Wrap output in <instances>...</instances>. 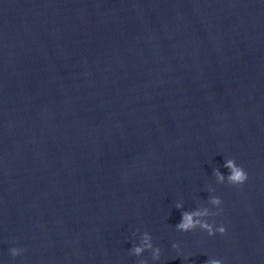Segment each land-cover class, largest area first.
<instances>
[{"label":"water","instance_id":"obj_1","mask_svg":"<svg viewBox=\"0 0 264 264\" xmlns=\"http://www.w3.org/2000/svg\"><path fill=\"white\" fill-rule=\"evenodd\" d=\"M209 258L264 264V0H0V264Z\"/></svg>","mask_w":264,"mask_h":264},{"label":"clouds","instance_id":"obj_2","mask_svg":"<svg viewBox=\"0 0 264 264\" xmlns=\"http://www.w3.org/2000/svg\"><path fill=\"white\" fill-rule=\"evenodd\" d=\"M225 167L230 169V175H228L227 180L230 185H242L248 178L246 171L239 165L236 164V162L233 159L227 160ZM215 175L219 181H223L224 177L220 175V173L217 171L215 172ZM210 203L215 207L219 206L221 204V200L219 197H211ZM176 208H180V204L175 205ZM215 215V213H210L208 209L201 210H193V211H184L181 213V221L175 225L176 229L181 232H189L196 228H199L203 231H206L209 236L214 235L216 232L220 234H224L225 228L223 226L216 227L214 229L213 224H210L207 222L206 219H194V217H209ZM151 236L148 233H145L144 240L146 242L150 241ZM147 248H151V243H145L144 245ZM173 248H176L177 245L173 244ZM144 248L142 247H136L134 249V252L136 255H139ZM15 254V252H14ZM160 257V249L156 248L154 251V259H159ZM206 264H222V261L220 259L216 258H209L206 261Z\"/></svg>","mask_w":264,"mask_h":264}]
</instances>
